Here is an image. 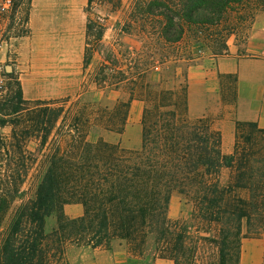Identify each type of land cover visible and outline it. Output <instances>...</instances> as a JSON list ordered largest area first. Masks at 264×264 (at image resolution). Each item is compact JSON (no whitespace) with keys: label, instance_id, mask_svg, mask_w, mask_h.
I'll list each match as a JSON object with an SVG mask.
<instances>
[{"label":"trees","instance_id":"16d2710c","mask_svg":"<svg viewBox=\"0 0 264 264\" xmlns=\"http://www.w3.org/2000/svg\"><path fill=\"white\" fill-rule=\"evenodd\" d=\"M123 1L87 0L83 69L98 56L96 85L130 86L128 100L115 107L118 126L108 129L121 133L132 100L144 103L140 149L90 142L91 112L80 98L26 99L17 61L0 65V128H10L8 135L0 134V228L33 166L40 161L43 168L34 197L18 206L7 227L0 264H68L72 246L111 249L115 241L136 255L151 246L155 258L193 264L199 242L182 220L169 216L175 189L195 191L204 218L222 224L220 264H227L228 239L240 236L243 219L264 220V128L237 121L233 150L226 154L213 121L190 116L187 79L172 88L144 84L146 94L136 95L138 76L156 63L144 65L138 53L120 55L106 44L109 15L95 11H117ZM31 7L32 0L0 2V13L9 17L4 32L0 29V47L30 34ZM260 9L264 0H130L117 26L121 33L142 35L159 62L194 58L190 47L201 45L222 56L228 54L229 36L246 31ZM30 141L37 143L40 159ZM224 167L233 177L222 187L217 177ZM198 171L209 178L185 179ZM238 188L247 189L248 197L236 198ZM69 203H80L82 215L68 218ZM52 215L57 225L50 231Z\"/></svg>","mask_w":264,"mask_h":264},{"label":"rangeland","instance_id":"374dc122","mask_svg":"<svg viewBox=\"0 0 264 264\" xmlns=\"http://www.w3.org/2000/svg\"><path fill=\"white\" fill-rule=\"evenodd\" d=\"M3 1L0 0V2ZM129 3L130 0H124L117 11H111L106 7H97L95 11L103 16L109 15V28L104 37L106 44L115 47L120 55L129 54L130 50L133 54L138 53L144 65L156 63V66L150 67L146 73L138 76L135 94L138 96L146 94L144 84L172 88L184 82L189 65L187 60L190 59H170L159 62L158 54L154 53V48L145 42L142 35L124 34L119 31L117 22L123 20L124 10ZM86 5L87 0H32L29 14L31 32L26 37L11 38L8 43L3 42L0 47V65L17 61L19 78L26 99L71 97L75 100L80 98L91 112V123L87 131V139L90 142L104 139L111 143H120L125 148L140 149L141 111L145 105L138 104V100L133 99L124 130L119 133L108 129L118 126L121 115L115 112V107L120 102L128 100L131 94L130 86L128 84H121L120 87L96 85L92 80L100 71L98 56L94 58L86 71L83 69ZM8 23L7 14L0 13V29L3 32ZM228 41L231 54L238 55L248 62V67L261 70L264 66V9L255 13L246 31L230 35ZM190 52L195 57L205 52L209 53V49L203 45L193 46L190 47ZM3 80L11 81L6 78ZM161 81L162 84L159 83ZM4 83L5 86L8 85L6 81ZM6 88L4 93L8 91ZM219 90L222 103L228 105V109L211 107L208 110L210 115L207 116L217 128H221V124L225 127L234 125L235 131H232L229 136L225 135L223 142V150L229 154L233 150L236 133L233 105L237 95V76L219 75ZM190 116L197 118V116ZM113 122L116 123L113 124ZM9 133V127L0 128V134L8 135ZM29 148L39 159L41 158L36 142L30 141ZM42 173V164L38 161L22 186V196L13 202L1 224L0 245L18 206L23 201L34 197ZM232 177L231 169L224 167L217 180L220 186L224 187L232 182ZM205 178L209 177L198 171L187 175L185 179L190 182ZM190 187L194 188L195 185ZM186 191L181 192L175 189L172 192L169 216L172 220H182L185 227L189 228L194 235V241L199 242L198 253L193 264H220V247L223 245L220 242L224 239L221 232L222 224L204 218L201 212L202 205L199 203L196 192L192 189L189 192ZM235 194L236 198H247L249 193L245 188H238ZM64 212L68 218L78 217L83 213V206L80 203H69L65 205ZM56 225V216H50L46 223L47 229L51 231ZM245 237H264V220L260 215H253L250 221L244 218L240 236L229 237V247L226 249L227 264L237 263L238 254L241 251L239 245H242ZM154 253V249L150 246L143 254L136 255L128 249L126 244L115 241L111 249L72 246L67 250L66 257L68 264H153L157 259Z\"/></svg>","mask_w":264,"mask_h":264},{"label":"crops","instance_id":"0c3cea01","mask_svg":"<svg viewBox=\"0 0 264 264\" xmlns=\"http://www.w3.org/2000/svg\"><path fill=\"white\" fill-rule=\"evenodd\" d=\"M186 72L188 106L192 116L210 115L211 107L228 109L223 105L219 90V75L237 76V95L234 103V120L254 121L264 128V66L261 70L248 67V62L230 52L222 56L200 54L190 60ZM144 103L138 99V104ZM143 111V110H142ZM141 111V112H142ZM208 117V116H207ZM219 128V127H218ZM229 136L234 125L219 128ZM153 264H174L171 260L157 258ZM238 264H264V237H245L242 240Z\"/></svg>","mask_w":264,"mask_h":264}]
</instances>
